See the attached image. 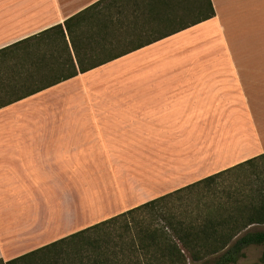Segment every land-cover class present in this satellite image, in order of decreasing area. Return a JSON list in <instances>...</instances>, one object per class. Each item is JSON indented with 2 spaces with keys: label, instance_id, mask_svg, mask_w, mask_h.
Returning a JSON list of instances; mask_svg holds the SVG:
<instances>
[{
  "label": "crops",
  "instance_id": "obj_1",
  "mask_svg": "<svg viewBox=\"0 0 264 264\" xmlns=\"http://www.w3.org/2000/svg\"><path fill=\"white\" fill-rule=\"evenodd\" d=\"M97 1L0 0V50ZM209 1H109L127 52L66 34L59 81L60 38L0 54L3 262L264 154V0Z\"/></svg>",
  "mask_w": 264,
  "mask_h": 264
},
{
  "label": "trees",
  "instance_id": "obj_2",
  "mask_svg": "<svg viewBox=\"0 0 264 264\" xmlns=\"http://www.w3.org/2000/svg\"><path fill=\"white\" fill-rule=\"evenodd\" d=\"M109 1L113 0H99L63 25L3 48L0 54L25 52L33 45L60 38L67 52L68 63L63 64H70L72 70L57 77L58 81L96 65H81L75 43L80 35L99 39L90 47L92 51L111 50L107 54L111 58L122 55L127 50L114 52L121 38L108 11ZM206 1L209 13L204 19L214 15ZM87 24L95 29L79 30ZM173 32L176 30L165 31L152 40ZM66 34L78 70L73 67ZM263 157L249 158L6 262L0 259V264H231L244 256L249 245L262 246L254 264H264V228L257 227L264 224V164L258 165ZM231 173L237 176H226Z\"/></svg>",
  "mask_w": 264,
  "mask_h": 264
},
{
  "label": "rangeland",
  "instance_id": "obj_3",
  "mask_svg": "<svg viewBox=\"0 0 264 264\" xmlns=\"http://www.w3.org/2000/svg\"><path fill=\"white\" fill-rule=\"evenodd\" d=\"M128 9V8H126ZM127 11V10H126ZM120 19H123L122 14L119 15ZM127 34H123L121 36V44L119 45L118 48H116L114 50V52L116 51H122L124 50L126 47H128L130 44H126L128 43L126 40ZM264 164V157L260 158V160H258V165H262ZM243 175V174H242ZM226 176L228 177H235L237 176L235 173H231V174H226ZM258 228H264V224L262 225H258ZM262 252V246L260 245H249L244 249V256L240 257L235 263H231V264H254L258 261L260 255Z\"/></svg>",
  "mask_w": 264,
  "mask_h": 264
}]
</instances>
